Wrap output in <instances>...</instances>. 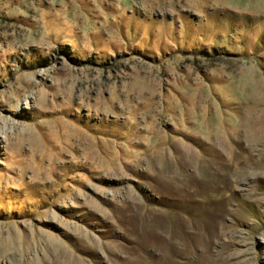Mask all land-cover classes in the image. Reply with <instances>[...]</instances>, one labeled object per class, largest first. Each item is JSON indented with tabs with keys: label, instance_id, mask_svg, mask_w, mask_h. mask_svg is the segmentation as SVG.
Returning a JSON list of instances; mask_svg holds the SVG:
<instances>
[{
	"label": "rangeland",
	"instance_id": "rangeland-1",
	"mask_svg": "<svg viewBox=\"0 0 264 264\" xmlns=\"http://www.w3.org/2000/svg\"><path fill=\"white\" fill-rule=\"evenodd\" d=\"M0 264H264V0H0Z\"/></svg>",
	"mask_w": 264,
	"mask_h": 264
}]
</instances>
